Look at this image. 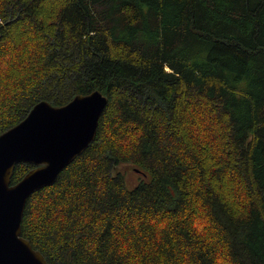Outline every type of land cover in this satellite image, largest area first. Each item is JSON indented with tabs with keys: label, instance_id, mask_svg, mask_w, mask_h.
<instances>
[{
	"label": "trees",
	"instance_id": "obj_1",
	"mask_svg": "<svg viewBox=\"0 0 264 264\" xmlns=\"http://www.w3.org/2000/svg\"><path fill=\"white\" fill-rule=\"evenodd\" d=\"M97 90L23 237L49 264H264V0H0V135Z\"/></svg>",
	"mask_w": 264,
	"mask_h": 264
},
{
	"label": "water",
	"instance_id": "obj_2",
	"mask_svg": "<svg viewBox=\"0 0 264 264\" xmlns=\"http://www.w3.org/2000/svg\"><path fill=\"white\" fill-rule=\"evenodd\" d=\"M108 103V96L99 90L76 96L63 107L42 101L0 135V264H49L22 235L26 206L33 194L55 184L94 142ZM21 163L35 167L12 185Z\"/></svg>",
	"mask_w": 264,
	"mask_h": 264
},
{
	"label": "rangeland",
	"instance_id": "obj_3",
	"mask_svg": "<svg viewBox=\"0 0 264 264\" xmlns=\"http://www.w3.org/2000/svg\"><path fill=\"white\" fill-rule=\"evenodd\" d=\"M136 178V177H135ZM134 181V180H133Z\"/></svg>",
	"mask_w": 264,
	"mask_h": 264
}]
</instances>
